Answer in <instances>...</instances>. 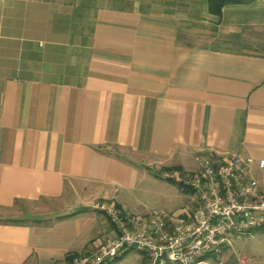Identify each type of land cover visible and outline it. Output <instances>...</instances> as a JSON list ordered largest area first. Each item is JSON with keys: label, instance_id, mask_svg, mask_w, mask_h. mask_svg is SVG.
<instances>
[{"label": "crops", "instance_id": "crops-1", "mask_svg": "<svg viewBox=\"0 0 264 264\" xmlns=\"http://www.w3.org/2000/svg\"><path fill=\"white\" fill-rule=\"evenodd\" d=\"M200 152L264 158V0H0V264L91 252L112 233L99 200L167 211L153 188L180 211L161 172Z\"/></svg>", "mask_w": 264, "mask_h": 264}, {"label": "built area", "instance_id": "built-area-1", "mask_svg": "<svg viewBox=\"0 0 264 264\" xmlns=\"http://www.w3.org/2000/svg\"><path fill=\"white\" fill-rule=\"evenodd\" d=\"M195 161L194 171L161 172L186 192V204L178 212L131 215L114 200L97 201L112 233L91 252L75 255L71 264H109L130 250L145 253V264H212L211 258L226 264L223 257L235 234L264 227V176L254 174L257 168L264 170V158L200 152Z\"/></svg>", "mask_w": 264, "mask_h": 264}, {"label": "rangeland", "instance_id": "rangeland-1", "mask_svg": "<svg viewBox=\"0 0 264 264\" xmlns=\"http://www.w3.org/2000/svg\"><path fill=\"white\" fill-rule=\"evenodd\" d=\"M169 170V169H167ZM179 186L177 185V189H174V192H178ZM167 201V200H166ZM166 201H162L161 198L156 197V193L153 190V188L149 191L143 192V204L148 205L149 207L154 208H165L167 211H172L171 208H169V204L166 203ZM236 239V242H234L233 249L236 253H241V257H245V262H240L241 264H249V258L251 255H254L255 258V264H264V238L263 236L254 238V239H246V235L239 234ZM235 237V236H234ZM231 249V248H230ZM210 261L214 264H218L217 260L215 258H211Z\"/></svg>", "mask_w": 264, "mask_h": 264}, {"label": "trees", "instance_id": "trees-1", "mask_svg": "<svg viewBox=\"0 0 264 264\" xmlns=\"http://www.w3.org/2000/svg\"><path fill=\"white\" fill-rule=\"evenodd\" d=\"M253 0H209V9L211 12L221 15L223 7L232 3H243Z\"/></svg>", "mask_w": 264, "mask_h": 264}]
</instances>
